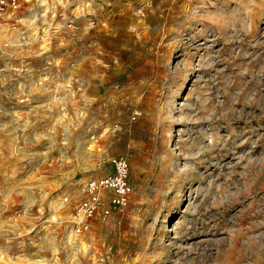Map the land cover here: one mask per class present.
<instances>
[{"label":"rangeland","instance_id":"rangeland-1","mask_svg":"<svg viewBox=\"0 0 264 264\" xmlns=\"http://www.w3.org/2000/svg\"><path fill=\"white\" fill-rule=\"evenodd\" d=\"M83 83L98 95L66 91ZM118 86L148 88L145 138L97 118ZM115 155L128 203L76 233ZM0 264H264V0H18L0 19Z\"/></svg>","mask_w":264,"mask_h":264},{"label":"crops","instance_id":"crops-1","mask_svg":"<svg viewBox=\"0 0 264 264\" xmlns=\"http://www.w3.org/2000/svg\"><path fill=\"white\" fill-rule=\"evenodd\" d=\"M37 47L36 50H38ZM68 54V53H67ZM75 55L68 54L65 61L72 66L73 69L81 68L80 59H77ZM58 57L50 55V59L45 60V57H41V66L44 68L47 64L46 62H50L51 69H54L58 64ZM80 71L78 70L77 73ZM75 76L76 72L72 73L70 78ZM82 79V77L80 76ZM69 79V78H68ZM50 81L56 83L58 81V77L51 75ZM58 88L51 85L50 92H42L41 95L44 97L45 95H50V102L41 103V110L50 109L51 112H58L59 110V102H58ZM66 91L68 93H75L78 96H81L83 99H86L88 94H96L92 93L91 90L85 86V84H79V86H73L71 88H67ZM71 91V92H70ZM106 96L104 97L103 103L99 104L98 107L101 109L103 107L104 113L100 112V116L97 118L101 120L108 121V124L113 122L121 123L128 129L126 132L128 136L131 135L137 138H145L148 136L151 128L153 127V123L155 120V116L153 115V110L151 107L146 104L147 97L145 96L146 92H148V88H142L139 86H118L114 88H110L107 90ZM98 95V94H96ZM54 99V100H53ZM94 99V97H93ZM72 106V105H71ZM68 107V106H67ZM81 110H85V107H80ZM98 109V110H99ZM108 112H110L108 114ZM55 115L52 114V126H54ZM98 120V121H99ZM100 125H102L100 123Z\"/></svg>","mask_w":264,"mask_h":264},{"label":"built area","instance_id":"built-area-1","mask_svg":"<svg viewBox=\"0 0 264 264\" xmlns=\"http://www.w3.org/2000/svg\"><path fill=\"white\" fill-rule=\"evenodd\" d=\"M17 6L18 0H0V19L7 11L14 10ZM109 168L105 174L86 183L84 196L76 204L71 219L76 233L87 231L96 214L106 216L112 208L122 209L127 205L131 187L126 157L122 155L110 157Z\"/></svg>","mask_w":264,"mask_h":264}]
</instances>
